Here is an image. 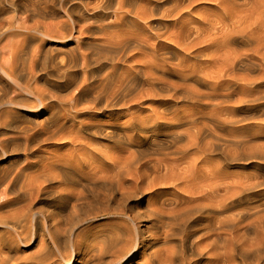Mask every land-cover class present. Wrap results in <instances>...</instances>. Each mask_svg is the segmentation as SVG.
<instances>
[{
  "label": "rangeland",
  "instance_id": "obj_1",
  "mask_svg": "<svg viewBox=\"0 0 264 264\" xmlns=\"http://www.w3.org/2000/svg\"><path fill=\"white\" fill-rule=\"evenodd\" d=\"M66 1L68 7L65 6L67 9H65L66 12L64 11L65 14L59 13L57 19H51L54 22H59V19L64 20H60L66 29L63 30L64 32L68 33L69 30H73L70 34H67V37H70L69 39L66 38L62 42L54 43V48H59L62 51L60 56L64 57L63 55L66 54L70 56L72 52L73 55H79L81 54L80 51L84 50L82 53L90 57L99 48L102 52L107 50L115 52L112 53L113 57H110V59L101 60L103 62H100V66L94 65L81 69V65H79L74 68L72 71L77 75L78 81L71 79L61 81L59 85L49 86L47 89L42 87L41 89L47 90V93L45 92L46 98L48 97L46 102L50 106L46 112L38 117L39 124L44 121V127L35 124L33 127H36L29 131L31 135L28 133L25 135L19 134L20 138L18 136V138L14 137L10 140L9 149L6 150L8 160L5 161V164L9 167H15L16 159L24 157L22 144L26 136H30L28 157L31 160L33 159L32 162H34L27 173L31 175L42 174L40 173L41 170L46 169L49 164L48 159L52 157L49 160H57L58 162L55 164L56 168L52 165L55 171L60 172L59 174H62V176H64L63 173L68 174L69 177L71 176L70 179L68 176H64L65 180L60 176V181H57V178L55 179L57 182L50 180L46 184V188L41 190L36 195V199L30 203V209L33 213L58 212L63 215L64 212L71 211L73 204H76L74 201L81 198V195L84 197L87 194L89 195L90 193H87L91 191L89 187L93 189L92 187L99 183L92 177L95 175L101 176L104 171L108 172L110 167L116 166L119 161L123 165L122 163L126 157V159H129H125V162L136 161L138 157L141 163L140 168L149 171L157 168L162 173L165 170L164 163L170 159L175 164L174 168L177 169L178 167V171L181 168L184 171L189 168L187 169L189 171L186 170L187 173H190L191 170V172L194 171L192 175L194 174L195 177L204 179L207 177L206 181L215 180L216 182L227 179L232 181L233 178L234 180L239 178L245 180L246 177H252L254 174L256 175L258 170H261L263 162L258 157L259 155L262 156L263 153L260 154V152L264 151V61L261 62L264 58V0H225V7L224 5L218 7L214 1L211 3L196 2L192 7L193 12L182 14L185 16L183 19L180 15L174 18L164 17L160 14L162 8H164L163 12L167 11V13L173 10L169 9V7L173 8L171 3L173 0H165L163 7L159 8V12H153L154 18H151V20H154L153 22L158 21L159 26H155L151 30L152 32L147 30L145 24L139 22V18L134 15L135 10L137 13L140 9L141 11H144L146 7L149 9V0H123L124 3L122 2L120 10L116 9L118 7L117 0H77L78 2L75 3L72 0ZM146 2L147 4H145ZM181 2H186V0H181ZM134 4L137 7L132 13L131 5ZM196 7L199 8L197 11L195 10ZM227 7L228 11L226 10ZM147 8L145 11H148ZM116 10L121 12H116ZM174 11H172V14L176 13ZM80 14L85 15V19H87V25L89 26V31L85 32L87 36L84 33L80 35L76 30L78 29L76 23L73 22L77 19L75 15L79 17ZM202 15L207 19L205 20ZM229 21L231 22L229 23ZM153 30L155 33L160 34V37L155 38ZM115 31L120 34L118 35ZM77 36L80 38L84 36L83 48L87 47L86 51L83 48L82 50L79 49ZM86 41L89 45H86ZM124 42L128 43L126 47ZM117 48L118 50H116ZM260 53L263 54L261 55L262 58L259 55ZM139 54L141 55L139 56ZM109 60L110 62H108ZM115 66L117 67L115 68ZM103 71L106 73L109 71L110 73L106 74ZM102 74L106 75V78ZM124 74H126V78ZM111 82L113 83L110 84ZM65 95L69 96L67 97L69 98L67 104L57 100L59 96H61L59 99L64 97L66 100ZM192 136L193 138H191ZM190 141L191 143H189ZM103 146L104 148L106 146L105 151L110 148L109 150L112 152L110 153L109 150L106 151L107 153L104 152ZM240 147L241 149L244 147L241 151L244 150L249 157L245 154L236 156L235 150L240 149ZM92 151H94V154L96 153V156ZM1 152L0 166L4 161L3 159L7 158L3 156L4 152ZM101 153L102 155H100ZM130 154H135V156L132 155L131 157ZM253 154L256 156L258 154V159L254 158ZM108 155L111 157L106 158ZM112 156L117 157L115 161L117 159L119 161L117 160L116 163L112 161ZM119 156H121V159ZM133 157L134 159H132ZM85 158L86 161L88 160L87 162ZM172 158L175 160L174 162ZM188 158L189 160L192 158L190 161L195 158L197 162H190ZM93 159L94 161L99 160L100 166ZM182 159L187 161L183 160L182 164L180 161ZM186 162H189L190 165L194 163V166L191 165L193 169ZM159 165H162V167ZM185 165L189 167L186 168ZM99 167L103 169V173L97 170L100 169ZM206 173L208 174L206 175ZM248 188L241 189V199L235 200L234 204H231L224 212H221L222 215H219L221 217L224 215L223 218H226L225 215H227L229 218V222L226 223L228 227L223 228L224 230L226 228L225 231L228 229V233L229 231H232V233L234 231V233L245 231L248 238H254L253 235H255V238L262 237L264 234V185L256 189ZM88 189L89 191H87ZM58 190L61 191L60 194ZM81 190L83 194L80 195ZM78 193L81 197L77 198ZM68 196L70 197L68 198ZM146 197L149 198V194ZM78 203L80 201H77ZM22 206L20 203L14 206L13 209H20ZM86 210H84V213H86ZM234 214H236V217L232 221L230 219L235 216ZM253 220H255L254 223ZM107 221L106 218L99 217L92 223L89 221L90 223L87 222V224L77 226L76 230L82 229V226L83 228L85 226L93 227ZM39 240L40 238L37 236L30 246L20 245L17 249H13L14 257L19 256V259L15 257L18 259V263L21 259L27 260L26 263L23 260L21 261L24 264L30 262L31 255L33 256L39 249ZM173 244V242L166 241L155 246L152 250L160 247H171ZM147 253L139 247L133 255L126 258L121 264H140ZM234 256L236 259H240L239 251L235 252ZM75 260L79 261L80 259L76 258ZM21 262L20 264H22ZM77 263L73 262L71 264Z\"/></svg>",
  "mask_w": 264,
  "mask_h": 264
},
{
  "label": "bare ground",
  "instance_id": "obj_2",
  "mask_svg": "<svg viewBox=\"0 0 264 264\" xmlns=\"http://www.w3.org/2000/svg\"><path fill=\"white\" fill-rule=\"evenodd\" d=\"M72 1H74V3L78 2L77 0H72ZM117 1H118L117 3L118 7L116 9L120 10L122 8L123 0H117ZM202 1H204L203 3L205 2L211 3L212 1H214L216 3L215 5H217L218 7L226 3L225 0H186V2H181V0H173L171 2L173 8L169 7V9H173V10L167 13V11L163 12L164 8H162L163 13L161 12L160 14L164 17H174V18L175 16L180 15V17L183 19L186 13H190L192 11V7H194L193 6L194 3L202 2ZM164 2L165 0H149L148 2L149 9L146 7L148 11L147 10L145 11L146 8L144 9V11H141L140 9L139 10L140 13L139 11H137L136 13L135 9L137 5L135 7L136 4L135 3L134 5H131L132 13H134L133 10H135L134 15L137 18H139L138 19L140 20L139 22L145 24V28H148L147 30L152 32L151 30L154 29L155 26H159L158 21L153 22L154 20L153 21L151 20V18L152 19L154 18L153 12L154 11L159 12L160 10L159 8L163 7ZM145 4H147V2ZM65 6L66 8L68 7L66 0H0V151L4 152L3 156L5 157H7L6 150L9 149L8 144L10 140L14 137L18 138L19 134L20 135L21 134L25 135L27 133L29 134V131H31L36 127L33 126L35 124L37 125L40 123L38 122L39 121L38 117L42 115L44 112H46L47 109L50 108L48 102H46L48 98V97L46 98L45 95L47 93L46 92L47 90L46 91L43 90L44 88L47 89L49 88V86L59 85L61 81H68L71 79L77 80L78 78L77 75L72 71L74 68H77L79 65H81V69H86L87 67L89 68L94 65L100 66V62H103L101 60L110 59V57H113L112 53L115 52L112 50H107L106 52L105 51L102 52L100 51L101 49L99 48L98 51L94 52V54L92 53L93 54L92 56L88 57L86 54L82 53L84 50L80 51L83 48L84 36L82 38L77 36L76 40L79 41L78 43L80 49L78 51H80L81 54L73 55L72 52V55L70 54V56L68 54L66 55L62 54L64 57H61L60 53H62V51L59 48L58 49L54 48L55 46L53 45L54 43L56 44L58 42H62L63 40L68 38L67 34L68 33L70 34V32L73 30H69L68 33L66 31L64 32L63 30L66 29L63 26L64 24L60 22L61 19L58 20L59 22L51 21V19H57L59 13H62L63 15L64 11L66 12L67 10ZM198 9L199 8L195 10L197 11ZM118 10H116V12ZM174 10L176 11V13L172 14V11ZM226 10L228 11V7ZM75 16L77 17V19L73 22L74 24L76 23V27L78 28L76 29L77 32H79L80 35H83V33L85 34V32L87 33V31H89V26L87 25V19H85L86 16L83 14H80L79 17L77 15ZM80 18L83 20H81ZM206 19L207 18H205V20ZM230 22L231 21H229V23ZM138 28L140 29V27ZM136 32L137 30L135 31V33ZM153 33H154L153 36L155 38L160 37V34L155 33V31ZM85 35L87 36V34ZM70 36L72 37V34ZM86 45H89L87 44V41H86ZM127 45L128 43L124 42V46L126 47ZM83 49H85L86 51L87 47ZM116 50H118V48ZM72 51L74 50L72 49ZM140 55L141 54H139V56ZM259 55L262 58L261 55L263 54L260 53ZM122 58L124 59V57ZM112 60L113 58L111 59V63ZM263 61L264 58L261 62ZM108 62H110V60ZM117 66H115V68ZM108 73L110 72L108 71ZM126 74H124V77ZM103 76L105 77L106 75ZM112 83L113 82H111L110 84ZM42 87L44 88L41 89ZM125 87L127 88V86ZM65 96H66V100L64 97H62V99H59L61 98V96H59L57 100L66 103L69 99L67 97L69 96L68 95ZM105 98L107 99V97ZM43 122L41 121V124H39V126L41 125L42 127L44 125ZM191 138H193V136ZM191 138L190 140L192 141ZM29 140H30V136L29 137L26 136L22 144L24 149L23 150L24 157L16 159L15 167H9L8 165L5 164V161L8 160V157L3 159L4 161L0 166V264H20L22 260L24 261V259H21L20 257L21 260L18 263L17 260L19 259L18 258L19 256L15 254L17 255L15 257H17L18 259L14 257L13 249H17L20 245L30 246L33 240L35 241V238L37 236H39L40 238L39 249L33 254V256L31 255V258H29L30 262H28V264H60V263L71 264L73 262H78L77 264H121L126 258L133 255L136 249L139 247L143 248L145 253L148 252L147 255L144 257V260H142L140 264H264V234L262 237L259 236L260 238L259 237L255 238V235H253L254 238L252 237L253 238L252 239L251 237L250 238L247 237L245 231L242 233H234L235 231L232 233V231L231 232L229 231L228 233L227 232L228 229L227 231H225L226 228L225 230L223 228L228 225V224L226 225V223L229 222L228 221L229 218L227 217V215H225L226 218H223L224 215L223 217L220 216L222 215L221 212H224V210H226L231 204H234L235 200L241 199L240 194H242L241 191L243 189L245 190L246 187L247 188L252 187V189L253 188L256 189L257 187L264 185V151L261 152L259 151L260 154L262 153L263 154L262 156L259 155L258 157L262 159V161L261 160L259 161L263 162V165L261 166L262 167L261 170H258L256 172V175L255 174L253 176L251 175L252 177H246L245 180L243 178L234 180L233 178L234 180V181L232 180L233 182L228 179H227L228 181L227 180L225 181L218 180L217 182L215 180L206 181L205 179L207 177L205 179L202 177L201 178L195 177L194 174L192 175V172L194 171L191 172L190 170V173L186 172V170L189 169L187 168L188 165L187 166L185 165L187 168V169L184 168L186 169L185 171L182 168H181L182 170L180 169L178 171V167L177 169L174 168L175 164H173L170 159L169 161L164 163L165 170L163 173L158 171L157 168H155L153 171H149L145 169L143 170L142 168H140L141 163L138 157L136 161H132L130 159L131 161L129 162L128 161L125 162V159L127 157L124 158V162L122 161L123 165H121L120 161L117 159L119 161L118 163L120 164L117 163L118 165L116 164V166L113 167L111 166L110 169L108 168L109 169L108 172L104 171L103 173V169L99 167L100 169L97 170H100V173L102 172L103 174L101 176L95 175L94 177H92L95 178L96 182L98 181L99 183L95 182L96 186L92 183L94 187H92L93 189L89 187L91 191L87 192L89 191L88 189L86 192L90 194L88 195L85 192L87 194V196L85 197L81 195V193L83 194V191L81 190L82 192H80V195L84 198H82L78 193L77 198L79 196L81 198L74 201L76 204L77 201L78 202L80 201V203H78L80 205L78 206V204L77 205L73 204V207H71L70 209L71 211H66L63 213V215H61L58 212L33 213L32 210L30 209V203L34 199H36L35 198L36 195L41 190L46 188V184L49 183L50 180L54 181L56 178L58 179L57 181H60V176H62V174H59L60 172L58 173L55 171L56 168L55 164L58 162L57 160H49L52 157L48 159L49 167L47 165L45 170H41V172L39 171L42 174L38 173L36 175L35 174L31 175L30 173H27L28 170H30L31 167L33 166L32 163L34 162V161L32 162L33 159L31 160L28 157V151L30 148ZM191 141L189 143H191ZM102 149H104V152H106L110 148L105 151L106 146L105 148L103 146ZM242 149H244V147ZM242 149L240 147V149L235 150L236 156L238 155L242 156L243 154H245V156H248L247 153L244 152V150L243 152L241 151ZM92 152L94 154V151ZM111 152L112 151H110V153ZM255 152L257 153L256 150ZM255 152L253 153L256 154ZM248 154L250 155V153ZM254 154L252 156L254 158H257L258 154L257 156ZM100 155H102V153ZM110 155L106 156V158H108ZM114 156H112V161H115V159L117 158ZM121 156H119V158ZM133 156H135V154ZM132 159H134V157ZM166 159L168 160L167 157ZM191 159L192 158H190V160ZM193 159L194 160L192 161L196 160L195 158ZM183 160L184 159L180 161L182 162ZM174 161L175 160L173 159V162ZM94 162L95 163L97 162V165L100 166L99 160L98 161L95 160ZM196 162L197 161H195L194 163ZM194 163H191V165L193 164L192 166H194ZM52 165L55 168L52 167ZM191 165L190 168L193 169ZM94 166H96V164H94ZM159 166L162 167V165ZM207 174L208 173H206V175ZM63 175L68 176L69 179L71 177V176L69 177V175L66 173H63ZM64 176H62V178ZM57 181L55 180L54 182ZM221 188L223 189L222 192H221ZM60 192L61 191H59V194ZM147 194H149V198L146 197ZM69 197L70 196H68V198ZM20 203L23 205L20 209L18 208L13 209L14 206ZM84 210H86V213H84L85 212ZM244 212H246V210H244ZM234 215L235 216H233V218H231L230 220L236 217V214ZM99 217H104L108 221L104 224L96 225L93 227L85 226L83 228L82 226V229L76 230L77 226L82 224L84 225L85 223L87 224V222L89 221H91L92 223V221H95ZM254 222L255 220H253V223ZM166 241L173 242L174 244L171 247H165V248L160 247L156 250H152L155 246L165 243ZM237 251H239L240 253V259H236L234 256V253ZM76 258L77 259L79 258L80 260L77 261L75 260ZM24 262L21 263L24 264Z\"/></svg>",
  "mask_w": 264,
  "mask_h": 264
}]
</instances>
